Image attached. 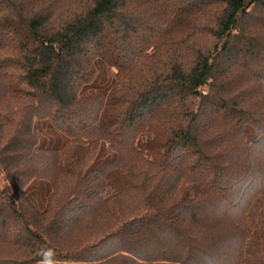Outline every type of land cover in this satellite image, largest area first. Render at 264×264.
<instances>
[{
  "label": "trees",
  "instance_id": "obj_1",
  "mask_svg": "<svg viewBox=\"0 0 264 264\" xmlns=\"http://www.w3.org/2000/svg\"><path fill=\"white\" fill-rule=\"evenodd\" d=\"M0 264H264V0H0Z\"/></svg>",
  "mask_w": 264,
  "mask_h": 264
}]
</instances>
